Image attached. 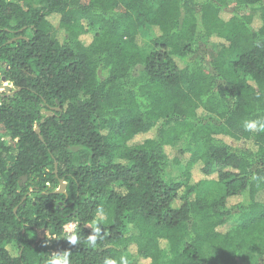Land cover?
Segmentation results:
<instances>
[{
    "label": "trees",
    "instance_id": "1",
    "mask_svg": "<svg viewBox=\"0 0 264 264\" xmlns=\"http://www.w3.org/2000/svg\"><path fill=\"white\" fill-rule=\"evenodd\" d=\"M0 64V264H264V0H0Z\"/></svg>",
    "mask_w": 264,
    "mask_h": 264
},
{
    "label": "rangeland",
    "instance_id": "2",
    "mask_svg": "<svg viewBox=\"0 0 264 264\" xmlns=\"http://www.w3.org/2000/svg\"><path fill=\"white\" fill-rule=\"evenodd\" d=\"M254 13L256 11L254 10H246L244 13ZM54 22H56L54 20ZM55 31H57V35L58 37L61 39L62 36H63V31L58 27L56 26L55 27ZM141 35H142V38H143V42H144V46L145 47H148L150 46L151 44V41L153 39V34L152 32L150 31V29H144L142 32H141ZM90 40V38H86V41ZM2 66L0 64V93H10L13 89H14V86H13V89L12 90H8L7 87L9 86V82H7V80H3L5 78V76L3 75L2 71ZM0 136H3L4 139L6 140L7 143L10 144V139L5 136L3 133H0ZM191 142H187L186 140H182L180 141L175 149L173 150L172 154H171V157H170V167H169V176H171L172 178H174L175 180H181L183 178V167L182 166H178L176 164H174L173 162V159L177 156L178 154V151L180 149H185L187 146H190ZM191 147H194V145L192 144ZM194 173H195V180H200L203 178L202 176V173L200 172L199 168L195 169L194 170ZM234 225V223H228L227 227H232ZM65 233L67 236H70L74 233V229L73 228H70L69 225L65 228ZM39 237L40 238H46L48 240L47 242V245L49 246H52L53 245V241H55L57 239L56 236H53L51 235L48 231H40L39 232ZM50 252L51 254L53 253H57L56 252V248H51L50 249Z\"/></svg>",
    "mask_w": 264,
    "mask_h": 264
},
{
    "label": "clouds",
    "instance_id": "3",
    "mask_svg": "<svg viewBox=\"0 0 264 264\" xmlns=\"http://www.w3.org/2000/svg\"><path fill=\"white\" fill-rule=\"evenodd\" d=\"M243 126H244L245 130H249V131H251V130H264V121L246 120L243 122ZM108 220H109L108 213L104 210L103 207H98L96 209V212H95V219L93 221L92 233L89 234L87 237V243H88L89 247L95 248L97 246V241L103 238L101 235L100 225L107 223ZM68 242L71 245H76L77 244V237L76 236L69 237ZM48 264H70L69 252L64 251V252L53 253L48 260ZM103 264H130V261L126 255H121L119 257V259L106 257L103 260Z\"/></svg>",
    "mask_w": 264,
    "mask_h": 264
},
{
    "label": "water",
    "instance_id": "4",
    "mask_svg": "<svg viewBox=\"0 0 264 264\" xmlns=\"http://www.w3.org/2000/svg\"><path fill=\"white\" fill-rule=\"evenodd\" d=\"M4 81L6 80V78L3 79ZM8 90H12L13 89V84L9 83V86L7 87ZM58 110V109H57ZM47 116H51V112H46ZM36 133L40 136V131H39V127H36L35 129ZM66 189V184L64 182H61L60 188L57 192H64Z\"/></svg>",
    "mask_w": 264,
    "mask_h": 264
},
{
    "label": "built area",
    "instance_id": "5",
    "mask_svg": "<svg viewBox=\"0 0 264 264\" xmlns=\"http://www.w3.org/2000/svg\"><path fill=\"white\" fill-rule=\"evenodd\" d=\"M67 227V226H66ZM69 227L70 228H73L74 229V231L77 229V223H71V224H69Z\"/></svg>",
    "mask_w": 264,
    "mask_h": 264
}]
</instances>
